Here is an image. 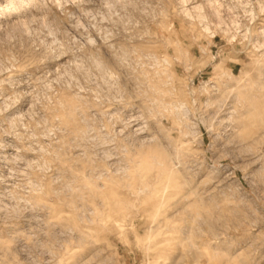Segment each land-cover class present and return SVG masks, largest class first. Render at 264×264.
I'll use <instances>...</instances> for the list:
<instances>
[{"label": "clouds", "instance_id": "clouds-1", "mask_svg": "<svg viewBox=\"0 0 264 264\" xmlns=\"http://www.w3.org/2000/svg\"><path fill=\"white\" fill-rule=\"evenodd\" d=\"M0 264H264V0H0Z\"/></svg>", "mask_w": 264, "mask_h": 264}]
</instances>
